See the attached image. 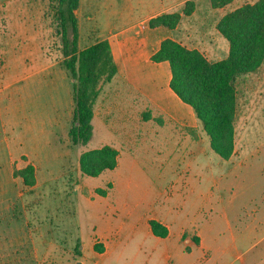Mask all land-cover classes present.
<instances>
[{
	"label": "rangeland",
	"instance_id": "obj_1",
	"mask_svg": "<svg viewBox=\"0 0 264 264\" xmlns=\"http://www.w3.org/2000/svg\"><path fill=\"white\" fill-rule=\"evenodd\" d=\"M150 1H81L77 14L80 50L107 36L114 27L112 13L118 9L126 13L115 26L131 30L123 35L121 48L119 44L111 47L120 68L111 82L100 88L93 105L94 136L88 144L98 146L104 130L109 139L104 137L107 143L100 148L110 146L117 151L118 167L89 177L81 173L79 159L91 150L84 145L71 146L67 137L70 111L72 116L70 86L55 50L58 39L47 16L48 0H0V86H5L2 95L9 97L5 112L9 115L6 125L11 154L18 160L20 153L33 158L38 177L31 188L22 182H16V187L9 185L3 174L5 153L0 151V198L6 197L4 192L13 196L14 188L19 193L0 205V264H150L164 248L153 245L142 219L160 205L172 181L193 175L218 179L212 197L196 201L194 210L197 221L210 226L221 249H226L214 264H264L256 257L260 246L236 256L259 238L256 233L236 231L264 222V60L248 77L238 79L234 152L227 161L210 149L198 121L191 127L188 121L175 122L181 115L185 118L182 109H176L165 96L163 102L149 99V83L148 90L132 84L148 79L149 66L154 64L150 57L166 37L198 50L211 62L225 58L227 43L216 24L226 13L257 0H232L218 9H212L209 0H170L173 7L165 12L157 10L159 5L152 8ZM187 1L193 2L192 13L182 16ZM166 7L167 3L162 10ZM151 12L152 18L172 13L181 18L172 30L151 28ZM127 51L134 59L123 63L120 56ZM166 70L168 66H160L158 73L163 79L158 81L165 82L162 73ZM131 73L142 80L137 77L132 81ZM21 78L25 80L18 83ZM158 84L151 87L159 91ZM3 96L0 106L5 103ZM18 135L23 138L20 142L15 139ZM194 160L201 162L200 174L194 173ZM20 161L27 158L21 156ZM184 163L189 166L182 170ZM227 177L232 178L226 183ZM115 183L118 213L106 210V203L114 200ZM192 209L185 202L183 213L191 219ZM227 221L231 229H227ZM96 225L108 227L109 248L104 256L99 253L105 251L106 239L92 234ZM24 226L25 234H18ZM239 233L243 234L240 239ZM19 235L17 242L11 240ZM233 235L237 238L235 248L229 245ZM195 237L188 236L186 253L198 244ZM186 238L184 234L182 240Z\"/></svg>",
	"mask_w": 264,
	"mask_h": 264
},
{
	"label": "trees",
	"instance_id": "obj_2",
	"mask_svg": "<svg viewBox=\"0 0 264 264\" xmlns=\"http://www.w3.org/2000/svg\"><path fill=\"white\" fill-rule=\"evenodd\" d=\"M231 1L209 0L212 9L222 8ZM48 3L47 16L58 39L55 50L70 86L72 116L67 137L73 147L85 145L92 135L93 105L100 88L111 82L118 67L106 39L81 50L78 48L75 11L80 0H48ZM192 9L193 2L187 1L182 16H189ZM180 18L179 13L162 14L149 19L148 25L172 30ZM216 30L228 46L226 57L219 61L211 62L198 50L186 48L171 38L161 41L150 60L168 64L169 89L191 109L208 137L210 149L227 161L234 152L238 79L256 71L264 60V0L226 13L216 24ZM116 157L117 151L110 146L87 151L79 159L80 171L83 175L95 177L104 170H112ZM13 176L21 179L26 188L35 184V169L31 165L15 170ZM148 226L154 236H167L166 228L158 222L149 220Z\"/></svg>",
	"mask_w": 264,
	"mask_h": 264
},
{
	"label": "crops",
	"instance_id": "obj_3",
	"mask_svg": "<svg viewBox=\"0 0 264 264\" xmlns=\"http://www.w3.org/2000/svg\"><path fill=\"white\" fill-rule=\"evenodd\" d=\"M81 1L80 0V4L78 9L75 11L76 17L78 14V10L80 9L81 6ZM156 2V3H155ZM165 3H167V5L169 7H166L164 10L163 7L165 6ZM170 0H151L150 1V5L152 6H157L159 5V7L157 8L158 11H163L165 12V10L172 8L173 6H170ZM123 9V8H122ZM125 11H122L121 9H118V11H114V13H112L113 15V24L114 27H110L108 34L106 37H104L103 39L108 40L110 46H114L115 44L118 45L121 48L122 45H120L122 39H123V35L124 34H129L131 32L130 29H125L122 27H117L115 26L116 23L121 20V18H123L125 16ZM159 13V12H158ZM161 13V12H160ZM152 12L149 14V19L152 18L151 16ZM191 15V14H190ZM169 38V37H166ZM112 41V42H111ZM113 48V47H112ZM112 51V56L114 59V62L117 64L118 69L120 68L119 65V59H117V57L115 56V54ZM227 51H228V46H227ZM227 55V53H226ZM121 60L123 63L125 62H130L131 60H133V56H131L129 54V51H127V53H123L120 56ZM133 58V59H132ZM166 64V65H164ZM160 66L162 67V69L165 66H168V64L166 62H160V63H154L153 65L149 66V77L145 82H141V81H137V83H134V79L133 78H137L139 77L140 80H142L143 77H141L140 75L136 74V73H131V79L133 81V87L135 88H146V83H149V99L152 100H156L157 102H163V98L165 96V98L169 99L176 109H182V111L185 113V118H183V116L181 115V117L179 116V118H175V122H187L188 121V127L191 126H195L197 124V120L194 117V115L192 114V111H190L191 109H188L186 107L185 104H183L181 101H179V99L171 92V90L168 87V83H169V79H170V72L169 70H166L165 73H162V75L165 77V82L164 81H158L159 78H162V76L158 73V69L160 68ZM139 68V67H138ZM169 69V68H168ZM137 71V70H136ZM119 72V71H118ZM117 72V73H118ZM249 76V75H248ZM247 76V77H248ZM23 78H21L19 82H22L25 80V78L22 80ZM163 79V78H162ZM159 83V84H158ZM153 84H158L159 85V91L155 90L156 88H152L151 85ZM5 86H0V95H2V92L4 90ZM148 90V89H147ZM141 91H146V90H141ZM146 96V94H145ZM4 100L1 99L2 103L5 101V103L2 104V106H0V151L5 153V166H4V178L5 181L9 184L12 185L14 187L16 182H21V179L17 178L14 179L12 176V172H13V168L16 169H21L23 167H25L27 164L33 166L34 168H37L36 163L34 162L33 158H31L29 155H26L24 153H20L19 154V160L17 158H14V156L11 154V149H10V136L7 132V125H6V119L9 116L7 112H5V110L9 107V97L8 96H3ZM8 101V102H7ZM72 107V106H71ZM259 112H262L261 109L259 110ZM70 115L71 117V111L70 113L67 115V119L66 121H68V116ZM92 124V123H91ZM195 128V127H193ZM195 132V129L193 130ZM14 132V131H13ZM11 135H14V133L10 132ZM94 136V129H93V125H92V135L91 138L89 139L88 143L85 146H87V150H93V149H97L100 148L102 145H105L107 142H104V137H106V140L109 139V136L107 135V133L102 130L101 131V139L98 140V146H94V147H88L89 142L91 141L92 137ZM16 141L19 140L22 141L23 138H20V135L15 136ZM55 143H57V140H55ZM18 146L21 145V143L17 144ZM108 145H114V144H109ZM116 145V144H115ZM114 145V146H115ZM236 149V148H235ZM24 156L27 158V161H20V157ZM18 162L20 164H18ZM189 165H186V163H184L180 169L184 170L186 169V167H188ZM118 167V165L113 168V170H116ZM164 168V167H163ZM162 168V169H163ZM192 168H194V173H198L200 174L202 172V165L200 160L195 161L192 165ZM166 172L170 171V166L167 164L166 166ZM215 177L211 176L210 178H203L200 175H193V177H185V176H180L179 178V182H175L176 180L172 181L170 186H167L166 189H168L166 192V195L163 196V199L161 200L160 205H158L156 208H154L153 210H151V212H149V214L144 215V218L142 219V223H143V230L145 231L146 235L149 236L150 238H152L151 240L153 241V245H160L162 244V247L164 248V252H162V254L156 255L150 264H165L164 262L166 261V264H214L216 263L217 260H219L221 258V256H224L226 253V249L223 247V249H221V244H218V237L212 232L211 227H204L202 226L203 224L199 221H197L196 219V201L198 203V201H202V199H207V197H212L213 195V189L215 190L214 184H218V179H214ZM232 177H227L226 178V183L228 182V180H230ZM237 179V177H234V180ZM36 180V184L38 183V177H35ZM232 181L229 182V184L231 185ZM206 185H208V187H206ZM14 195L13 196H7V193H2V195H6L5 198H0V205L7 203L9 200L15 198L17 195H19V193H17V191L14 188ZM114 200L110 201L109 203H106V210L107 211H114L115 213H118L117 210L118 207L116 206V204H114L115 202L119 203V196L117 195V185L116 183L114 184ZM204 196V197H203ZM185 202H187L189 205L192 206V213H193V217L192 219L189 218V214L188 213H183V208L185 206ZM114 204V205H113ZM105 205V203H104ZM155 206V205H154ZM105 208V206H104ZM191 209V208H190ZM106 211H104L103 213H105ZM26 214H24L23 216H25ZM104 215V214H102ZM101 214H99V216H102ZM149 220H154L156 222H158L160 225H162L163 227L166 228L167 230V236L164 238H160V237H156L154 236L148 226V221ZM259 223V222H258ZM24 225H27L24 224ZM231 225L230 221H227V229H231ZM248 225V224H247ZM246 225V226H247ZM254 225V224H253ZM26 226L21 227V232H18V234L20 233H24V229ZM80 227V226H79ZM10 228V227H9ZM80 229V228H79ZM12 230V229H11ZM93 233L94 235H97L98 237L105 238L106 241H104L105 243V251L99 253V256H104L107 253V249L109 248V246H107L106 244L109 243V238L110 236L108 235V227L102 226H94L93 227ZM252 232V233H256L259 235L258 240L253 241L251 243L248 244V246H246V248L244 249L243 252L238 251L236 253L237 257H241L242 255H245L246 253H249L250 251H252V249L254 248H258L260 246V249L258 251V253L256 254V257L258 259V261L264 263V222L263 223H259V224H255L254 227H246V228H242L241 230H238L236 232ZM207 232H212L207 233ZM13 233V232H12ZM25 234V233H24ZM91 234V235H92ZM184 234H187V238L182 240V236H184ZM188 236H196L195 238L198 241V244L193 246L190 250V252L186 253L184 250V246L186 247L187 244L189 243V238ZM240 236H243L242 233H239L237 235L238 239L242 238ZM19 237H21L20 235L17 237H14L13 239H11L13 242H17L19 240ZM107 237V238H106ZM245 237V236H244ZM83 238V236H82ZM237 239V238H236ZM235 236L233 235L232 237V242L229 243L230 246L234 247L237 246V243L235 242ZM99 242H102V240L99 239ZM190 244V243H189ZM228 244V243H227ZM190 247V246H189ZM204 251H203V250ZM208 251L210 252V254H208ZM207 252V253H206ZM97 253V252H96ZM254 260V257H253Z\"/></svg>",
	"mask_w": 264,
	"mask_h": 264
}]
</instances>
